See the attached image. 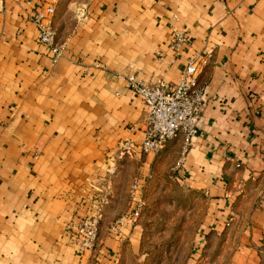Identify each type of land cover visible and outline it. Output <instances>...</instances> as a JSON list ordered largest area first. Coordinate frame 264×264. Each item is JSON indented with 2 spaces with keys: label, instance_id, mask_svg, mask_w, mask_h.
<instances>
[{
  "label": "crops",
  "instance_id": "obj_1",
  "mask_svg": "<svg viewBox=\"0 0 264 264\" xmlns=\"http://www.w3.org/2000/svg\"><path fill=\"white\" fill-rule=\"evenodd\" d=\"M50 2L65 43L56 61L30 16ZM176 27L189 35L179 50ZM195 50L212 53L197 72L198 133L185 154L183 135L144 151L149 109L124 75L177 81ZM126 139L134 149L122 155ZM167 171L207 195V228L233 237L234 264H259L264 0H0V264H117L143 230L110 227L133 206L132 182L145 189ZM102 195L98 242L79 251L66 226Z\"/></svg>",
  "mask_w": 264,
  "mask_h": 264
},
{
  "label": "built area",
  "instance_id": "obj_2",
  "mask_svg": "<svg viewBox=\"0 0 264 264\" xmlns=\"http://www.w3.org/2000/svg\"><path fill=\"white\" fill-rule=\"evenodd\" d=\"M30 2L31 0H27ZM56 4L50 2L34 9L31 18L37 26L40 43L47 45L53 53V60L59 59L65 48V43L57 37L54 24ZM189 40L184 28L176 27L171 35L169 46L173 50L181 49ZM212 53L206 50H195L188 58L185 67L177 81L159 79L148 83L139 72L131 71L125 76L131 88L139 92L149 112L146 120L145 136L140 145L144 151L159 150L169 139L184 136L183 154L192 143L193 136L198 133V120L206 97V86L199 84L197 72L200 65H206ZM119 153H131L134 143L130 139L120 142ZM139 178L134 179L131 186L132 208L117 218L111 229L135 224L145 204L144 184ZM106 195H102L95 209L88 214L74 216L66 226L75 237L79 251L91 249L98 242L103 218V204ZM230 220L227 221L229 225ZM115 262L119 261L116 255Z\"/></svg>",
  "mask_w": 264,
  "mask_h": 264
},
{
  "label": "rangeland",
  "instance_id": "obj_3",
  "mask_svg": "<svg viewBox=\"0 0 264 264\" xmlns=\"http://www.w3.org/2000/svg\"><path fill=\"white\" fill-rule=\"evenodd\" d=\"M170 172L149 178L137 222L142 234L124 240L117 264H234L233 237L207 228V195L183 186ZM259 260L264 264V250Z\"/></svg>",
  "mask_w": 264,
  "mask_h": 264
}]
</instances>
